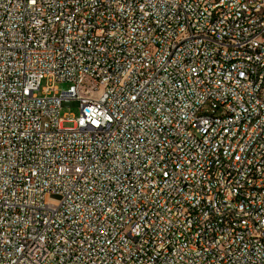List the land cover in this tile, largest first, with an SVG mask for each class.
I'll use <instances>...</instances> for the list:
<instances>
[{"label":"built area","instance_id":"1","mask_svg":"<svg viewBox=\"0 0 264 264\" xmlns=\"http://www.w3.org/2000/svg\"><path fill=\"white\" fill-rule=\"evenodd\" d=\"M258 1L0 0V264H264L232 223L245 205L264 228ZM219 142L227 197L205 211Z\"/></svg>","mask_w":264,"mask_h":264},{"label":"bare ground","instance_id":"2","mask_svg":"<svg viewBox=\"0 0 264 264\" xmlns=\"http://www.w3.org/2000/svg\"><path fill=\"white\" fill-rule=\"evenodd\" d=\"M59 1V0H52ZM76 1V0H62ZM125 1V0H118ZM210 2V0H203ZM253 0H243L245 9H252ZM96 2H86L81 6L83 20H90V13L95 12ZM264 12V0L255 3L253 16H262ZM228 29L231 31H243V23H241V14H233L228 19ZM261 34H264V24L261 26ZM264 46V38H263ZM254 64L253 56H241L239 59H232V66H249ZM227 88H238V81H227ZM259 91H264V82H259ZM262 110H264V100H262ZM261 120V112L249 114V123H256ZM235 135H242V127H235ZM213 140H222V131H214ZM226 150V142H219L216 145L215 160L212 161V169H217L213 175V180H206V187H210V194L205 204V211H215L220 206L221 201H226L227 185L224 179L226 173L232 171V162H224V152ZM232 223L247 222L253 227V237L257 239L264 251V228H262V219L260 216H254L252 210L246 209L245 205L232 206Z\"/></svg>","mask_w":264,"mask_h":264},{"label":"rangeland","instance_id":"3","mask_svg":"<svg viewBox=\"0 0 264 264\" xmlns=\"http://www.w3.org/2000/svg\"><path fill=\"white\" fill-rule=\"evenodd\" d=\"M46 85H47V82H46V80H44V81L42 82V86H46ZM55 85L58 86V88H59L60 90L67 89L68 86H69L68 83H60V82H57ZM79 114H80V109H79L78 107H76V106H72V107L64 106V107H62L61 110H60V117H61V118H65V117H67V116L78 117ZM64 126H65V127H72V126H73V123H72V122H69V121H65ZM50 200H51L52 202H56V201L59 200V198H58L57 196H52V197L50 198Z\"/></svg>","mask_w":264,"mask_h":264}]
</instances>
